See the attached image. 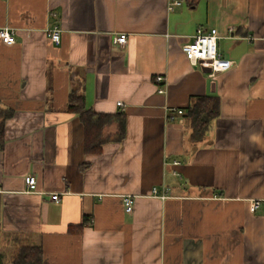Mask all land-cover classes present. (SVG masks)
Instances as JSON below:
<instances>
[{"label": "crops", "instance_id": "crops-1", "mask_svg": "<svg viewBox=\"0 0 264 264\" xmlns=\"http://www.w3.org/2000/svg\"><path fill=\"white\" fill-rule=\"evenodd\" d=\"M169 2L0 0V27L16 30L0 40V264L30 247L40 264H264V0ZM199 28L233 61L215 77L182 49ZM73 90L92 126L108 116L93 149ZM201 95L220 111L193 141Z\"/></svg>", "mask_w": 264, "mask_h": 264}, {"label": "built area", "instance_id": "built-area-1", "mask_svg": "<svg viewBox=\"0 0 264 264\" xmlns=\"http://www.w3.org/2000/svg\"><path fill=\"white\" fill-rule=\"evenodd\" d=\"M182 0H170L169 9H174L176 6L181 5ZM49 37L56 43L61 41L60 29L55 28L48 32ZM16 30L10 26L0 27V40L8 45L14 44L16 42ZM218 39L219 34L216 28H211L209 30H204L199 28L197 32L193 35V40L189 43L183 45L182 49L187 56V58L194 64H201L210 68L211 76L215 77L216 73L221 71H226L233 66V61L222 58L218 51ZM128 41V35L126 33L115 34L112 38L114 44H118L122 47L126 46ZM155 81L160 84L158 91L160 93L166 92L165 86L162 84L166 83V78L163 75L155 76ZM118 105H123L122 101L118 102ZM172 113L168 116L170 120L175 118L173 114L174 111L182 113V109L176 110L172 108L170 110ZM179 163L175 161V164ZM26 183L29 192H35L37 189V178L35 176H27ZM152 196L159 198L168 197V189L163 188L160 190L157 186L152 188ZM53 200H59L60 194L54 192L51 195ZM125 210L127 212H132L135 206V198L132 195H125L123 198ZM258 204H253V209L257 208Z\"/></svg>", "mask_w": 264, "mask_h": 264}, {"label": "trees", "instance_id": "trees-1", "mask_svg": "<svg viewBox=\"0 0 264 264\" xmlns=\"http://www.w3.org/2000/svg\"><path fill=\"white\" fill-rule=\"evenodd\" d=\"M83 99L84 97L82 94L78 93L77 90H73L69 98V109L71 111L78 112L82 117L87 130V149H93L97 146L96 140L98 139L101 129V125H99V123H103V121L108 118V116H102L103 118L101 117L97 124L92 126L91 117L93 112L85 108ZM219 111L220 100L218 96L201 95L194 97L193 102L188 107L187 113L192 127L191 138L193 141H201L205 138L211 121L219 115ZM120 121L122 129L121 131L123 132L125 129V119L122 118ZM41 260V248L30 247L22 251L20 264H40Z\"/></svg>", "mask_w": 264, "mask_h": 264}, {"label": "rangeland", "instance_id": "rangeland-1", "mask_svg": "<svg viewBox=\"0 0 264 264\" xmlns=\"http://www.w3.org/2000/svg\"><path fill=\"white\" fill-rule=\"evenodd\" d=\"M218 48H219V44H218Z\"/></svg>", "mask_w": 264, "mask_h": 264}]
</instances>
